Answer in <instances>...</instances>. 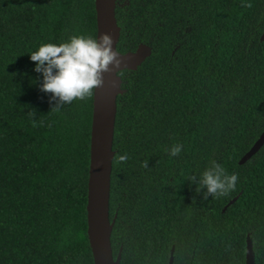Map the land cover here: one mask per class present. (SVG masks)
Wrapping results in <instances>:
<instances>
[{"label":"trees","instance_id":"obj_1","mask_svg":"<svg viewBox=\"0 0 264 264\" xmlns=\"http://www.w3.org/2000/svg\"><path fill=\"white\" fill-rule=\"evenodd\" d=\"M114 12L117 52L143 44L151 54L118 73L113 258L121 250L120 264H168L174 248L173 264H244L249 236L254 264H264V144L239 164L264 131V0H115ZM74 35L96 37L93 0H0V264H93L92 96L51 112L57 101L30 59ZM213 161L238 181L205 199L190 177Z\"/></svg>","mask_w":264,"mask_h":264},{"label":"water","instance_id":"obj_2","mask_svg":"<svg viewBox=\"0 0 264 264\" xmlns=\"http://www.w3.org/2000/svg\"><path fill=\"white\" fill-rule=\"evenodd\" d=\"M96 20V37L103 33L113 38V49L119 40L120 28L115 19V0H93ZM264 39V32L260 41ZM117 51V50H116ZM119 53V52H118ZM151 54L143 44L124 54L119 53L120 69L104 74L103 88L94 89L92 95V117L90 126L89 168L87 179L86 224L87 238L93 264H120L121 250L113 258L110 236L114 220L109 219L110 176L114 152L112 150L116 99L124 93L118 73L135 71ZM264 144V131L253 146L240 159L239 164L248 161ZM237 200L233 198L222 212ZM174 248L171 249L168 264H173ZM254 264V254L249 236H246L245 263Z\"/></svg>","mask_w":264,"mask_h":264},{"label":"clouds","instance_id":"obj_3","mask_svg":"<svg viewBox=\"0 0 264 264\" xmlns=\"http://www.w3.org/2000/svg\"><path fill=\"white\" fill-rule=\"evenodd\" d=\"M251 7L252 5H247ZM31 61L35 62V71L43 74L41 90L52 94V100L57 101L51 112L61 111L63 105L74 100H85L93 95L94 89L103 88L104 74L120 69L119 53L113 49V38L103 33L99 37L72 36L69 41L59 45L54 43L42 44L37 51L30 54ZM33 122L35 110L27 114ZM183 150L181 144H174L168 150L170 157H177ZM127 154L120 155L117 163H126ZM148 167V161L143 163ZM199 187H205V199L208 195L213 198L226 196L235 190L238 174H228L226 169L213 161L198 179L191 176Z\"/></svg>","mask_w":264,"mask_h":264},{"label":"flooded vegetation","instance_id":"obj_4","mask_svg":"<svg viewBox=\"0 0 264 264\" xmlns=\"http://www.w3.org/2000/svg\"><path fill=\"white\" fill-rule=\"evenodd\" d=\"M236 197H238V196H236ZM235 198V197H234ZM231 201V200H230Z\"/></svg>","mask_w":264,"mask_h":264}]
</instances>
